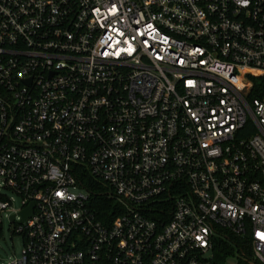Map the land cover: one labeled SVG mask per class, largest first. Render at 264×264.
<instances>
[{
    "label": "built area",
    "instance_id": "obj_1",
    "mask_svg": "<svg viewBox=\"0 0 264 264\" xmlns=\"http://www.w3.org/2000/svg\"><path fill=\"white\" fill-rule=\"evenodd\" d=\"M262 77L264 0H0L5 264H264Z\"/></svg>",
    "mask_w": 264,
    "mask_h": 264
},
{
    "label": "rangeland",
    "instance_id": "obj_2",
    "mask_svg": "<svg viewBox=\"0 0 264 264\" xmlns=\"http://www.w3.org/2000/svg\"><path fill=\"white\" fill-rule=\"evenodd\" d=\"M0 179V192L6 194L13 199L12 207L19 208L21 199L14 192L1 185ZM81 193H87L85 190H78ZM0 223V263H8L14 257H19L23 249V241L20 235L14 233L15 224L9 218V211H4L1 216ZM212 255V253H210ZM238 257L236 254H229L226 257L225 264H236Z\"/></svg>",
    "mask_w": 264,
    "mask_h": 264
},
{
    "label": "trees",
    "instance_id": "obj_3",
    "mask_svg": "<svg viewBox=\"0 0 264 264\" xmlns=\"http://www.w3.org/2000/svg\"><path fill=\"white\" fill-rule=\"evenodd\" d=\"M254 92H264V77H262L260 79V81L256 82V86L254 88ZM90 186L92 187V197H91V202H90V206L92 208V210L94 212H96V214L98 215V217L100 219H102L101 221L107 223L110 222L111 220H105L106 216L108 215V211H111V209L113 208L114 205V201L110 198H108L105 195L104 192V187L100 184L97 183H90ZM230 239L232 241V243H235V246L230 244L227 241H222L219 240L218 246L221 250H219L220 252H225V257L229 254H233L234 251H236V247L241 248L242 250H244L248 255L250 254L252 247L250 245V242L248 241H244L238 237H232L230 236ZM218 251V255L217 257L221 260L223 259V256L219 255Z\"/></svg>",
    "mask_w": 264,
    "mask_h": 264
},
{
    "label": "water",
    "instance_id": "obj_4",
    "mask_svg": "<svg viewBox=\"0 0 264 264\" xmlns=\"http://www.w3.org/2000/svg\"><path fill=\"white\" fill-rule=\"evenodd\" d=\"M33 207H34V204L32 203L28 208H26L25 210H23L21 222H23L26 218H28L32 214ZM11 220H15V216H12L11 217Z\"/></svg>",
    "mask_w": 264,
    "mask_h": 264
}]
</instances>
